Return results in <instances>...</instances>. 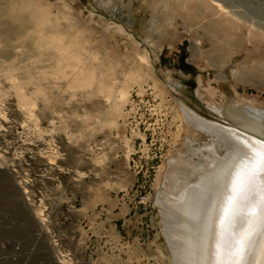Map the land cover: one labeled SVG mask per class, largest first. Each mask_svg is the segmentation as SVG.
Masks as SVG:
<instances>
[{"label": "rangeland", "instance_id": "rangeland-1", "mask_svg": "<svg viewBox=\"0 0 264 264\" xmlns=\"http://www.w3.org/2000/svg\"><path fill=\"white\" fill-rule=\"evenodd\" d=\"M221 1L235 31L209 27L193 0H0V264H172L156 194L185 126L153 82L203 107L264 109V0ZM28 2L48 13L40 41L19 16ZM54 24L79 42L59 64ZM10 79L30 82L31 125Z\"/></svg>", "mask_w": 264, "mask_h": 264}, {"label": "bare ground", "instance_id": "bare-ground-1", "mask_svg": "<svg viewBox=\"0 0 264 264\" xmlns=\"http://www.w3.org/2000/svg\"><path fill=\"white\" fill-rule=\"evenodd\" d=\"M193 1L196 6L203 9L204 14L210 17L209 27L210 25L215 29L220 27L222 31H235L238 28L239 18L221 0ZM18 12L20 17L26 19L27 28L31 32L30 37L35 36L36 40L40 41L38 34L48 21L46 10L28 2L22 3ZM247 29L249 35L260 33L258 30L252 29L251 26H248ZM33 43L35 44V41ZM48 43L54 48V63L59 64L62 60V53L67 50L71 51L72 48L77 49L76 43L79 42L71 34H63L59 26L54 24V32L48 37ZM71 56L68 61L64 62L67 66L76 61L79 62L76 52H73ZM145 57L138 55L137 61L143 63ZM68 76L71 80L78 82L83 75L80 69H76ZM10 83L17 96L18 109L23 114V123L33 124L34 115L31 100L26 91L25 93L21 92L22 89L27 88L30 82H24L25 86L23 85V87L14 79H10ZM153 83L155 93L161 96L171 94L175 97V105L180 112L182 126H185L179 131V133L183 132L179 146L172 155L166 158L164 163L156 202L162 219V233L172 253V264H186V260L190 256L195 259L198 253L200 233L197 228L203 227L204 216V211L199 207V198L206 192H210L215 182L220 179L226 161L231 155L227 150L229 142L241 146L244 143L257 144L258 131L264 126L260 119L264 117V109L251 103H242L233 97H230L223 107L214 105L203 107L198 93L194 92L193 96L190 95L189 91L181 84L175 85L167 81L163 82L162 88L159 82L154 81ZM123 92L119 93L121 99L124 98ZM108 93L111 91L108 90ZM30 145L32 146V144ZM33 161L42 167L49 164L40 158ZM23 194L25 195L24 190ZM207 211H212L211 206ZM36 216L38 217L40 214L38 213ZM262 245H264V240L257 234L249 249L248 264H264V246ZM59 263L65 264L64 261Z\"/></svg>", "mask_w": 264, "mask_h": 264}, {"label": "snow or ice", "instance_id": "snow-or-ice-1", "mask_svg": "<svg viewBox=\"0 0 264 264\" xmlns=\"http://www.w3.org/2000/svg\"><path fill=\"white\" fill-rule=\"evenodd\" d=\"M227 150L231 155L220 179L199 198L204 216L198 253L186 264H248L254 238L264 240V126L256 145L229 142Z\"/></svg>", "mask_w": 264, "mask_h": 264}, {"label": "water", "instance_id": "water-1", "mask_svg": "<svg viewBox=\"0 0 264 264\" xmlns=\"http://www.w3.org/2000/svg\"><path fill=\"white\" fill-rule=\"evenodd\" d=\"M194 69V68H193ZM163 237L165 238V236L163 235ZM165 240H166V238H165ZM166 243H167V240H166ZM170 249V248H169ZM171 252V251H170ZM171 255H172V253H171Z\"/></svg>", "mask_w": 264, "mask_h": 264}]
</instances>
